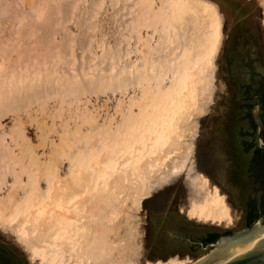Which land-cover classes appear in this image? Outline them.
Listing matches in <instances>:
<instances>
[{
  "label": "rangeland",
  "instance_id": "1",
  "mask_svg": "<svg viewBox=\"0 0 264 264\" xmlns=\"http://www.w3.org/2000/svg\"><path fill=\"white\" fill-rule=\"evenodd\" d=\"M137 1L0 0V198L9 193L18 203L32 194L41 198L52 181L80 194L69 222L51 226L47 215L27 224L31 245L43 246L57 232L68 238L78 232L81 241L88 227L91 264L170 259L191 264L211 248L193 241L245 228L247 201L264 195L258 175L249 173L252 152L245 151L253 132L248 85L251 75L264 76V0H206L220 16L221 38L212 65L201 74L188 136L168 150L177 152L167 162L172 172L159 169L151 177L142 169L136 180L119 166L106 190L82 193L85 182L76 180L86 179L91 169L85 164L98 149L103 158L119 146L121 164L131 155L120 143L124 135L115 132L131 108L138 112L132 103L142 94L143 78H152L146 61L169 58L206 30L205 17L188 15L169 44L159 24L154 30V21L140 28ZM159 5L154 0L156 9ZM202 175L224 195L230 223L188 216L192 202L203 197ZM18 227L0 220L7 259L40 264L19 240ZM106 244L114 251L108 259L100 255Z\"/></svg>",
  "mask_w": 264,
  "mask_h": 264
},
{
  "label": "bare ground",
  "instance_id": "2",
  "mask_svg": "<svg viewBox=\"0 0 264 264\" xmlns=\"http://www.w3.org/2000/svg\"><path fill=\"white\" fill-rule=\"evenodd\" d=\"M137 2L140 5L139 15L142 18L141 20L140 17H137L140 28L141 26H149L154 21V30L156 25L159 24L162 28L161 31L166 35L165 41H168L169 44L173 42L171 35L176 34L178 26L182 24L188 15L196 16L197 18L201 17L202 19L205 17L207 21L206 30L197 39L189 40L180 50H176V52L173 50L174 52L169 58H165L160 62L156 60L146 61L145 65H150L149 69L152 72V78H147L148 75L143 78L142 81L145 84L143 85L144 87L142 86V94L137 101L132 100V104L137 106L138 112L131 111V108L128 116L122 122V127H118L115 132L118 137L119 135H124L125 139L122 137L124 142L121 141L120 143L126 144L127 152L131 155L121 164L120 161H117L119 158L117 156L119 146H116V152L112 151L111 155L108 154L103 158H99V149L98 151L95 150L96 152L92 154L88 163L85 164L86 168L91 169L84 174L86 179L80 178L76 180L77 182H85L82 187V193H95L106 190L108 182L111 181L110 177H113V174L115 175L119 166H121L120 171L131 170V174L136 180L142 177V169L147 170V173H152V175L149 174L151 177L155 176L159 169H162L163 172L164 170L172 172V168H169L170 165L168 164L173 161L177 152L170 153L168 150L174 143L185 141L186 136H188L185 135V131L193 121L194 112L198 110V85L201 83V74L212 65L213 58L218 50L221 38V20L212 3L206 0H160V5L156 9L154 0H138ZM195 40L197 44L193 45L192 41ZM168 73L171 74V77L167 80L169 84H165ZM159 159L163 160L162 164L164 166H161L162 168H160V161L157 162ZM127 179L126 177V181ZM138 185H140V182H137L135 186ZM55 188L52 181L44 197L40 196L41 198H38L32 194L19 203L15 201L18 199L14 200L15 194L14 197L9 193L7 197L0 198V220L9 226L15 224L19 226L17 230L19 231V240L22 243L24 242L25 249L27 248L29 251L32 260H36L40 264H69V262H73V264H91L86 251L90 246L87 244V239L91 236L88 227H85L86 235L81 241L77 240L78 232L73 238H68L66 235L57 232L53 239H50L49 243H44L43 246H40V244L39 246L31 245L29 242L26 229L28 223L46 218L48 215L51 226L54 222L63 225L69 222V213L78 208L75 204L78 201L79 193L69 192L68 188L61 186ZM199 189L204 192L203 197L200 201L192 202L187 211L188 216L204 221H217L219 223L225 221L230 223L232 221L230 208L218 187L211 185L208 178L202 175ZM7 210L9 215H6ZM260 236L257 234L254 240L245 245V247L248 248ZM40 240L42 242V239ZM63 246H67V252ZM107 246L108 244H106L100 255H105L104 257L108 259V256L114 251ZM66 253L69 259H66ZM176 263H179L178 259L146 262L143 264Z\"/></svg>",
  "mask_w": 264,
  "mask_h": 264
},
{
  "label": "water",
  "instance_id": "3",
  "mask_svg": "<svg viewBox=\"0 0 264 264\" xmlns=\"http://www.w3.org/2000/svg\"><path fill=\"white\" fill-rule=\"evenodd\" d=\"M260 103L256 106L253 113V120L256 128L253 133V144L255 148L264 151V142L260 137L263 129L262 121L259 117L261 112ZM256 241L248 248V245L254 240ZM263 234V235H262ZM211 247L208 252L202 255L191 264H264V221L262 217H258L255 222L239 231L217 237L203 249Z\"/></svg>",
  "mask_w": 264,
  "mask_h": 264
},
{
  "label": "flooded vegetation",
  "instance_id": "4",
  "mask_svg": "<svg viewBox=\"0 0 264 264\" xmlns=\"http://www.w3.org/2000/svg\"><path fill=\"white\" fill-rule=\"evenodd\" d=\"M249 71L251 74H253V72H254L252 69ZM250 82H251V84L248 85L249 89L247 91L249 98H251V100H253V102L251 101L250 104L253 103V108L255 106H257L258 103L261 104L260 105L261 112L259 113V117L262 121L263 129L261 131L260 137L264 142V76L260 75L257 78H253V76L251 75ZM253 108L247 110V114L251 118V123H252V127H253V132L251 134V140L249 143H247L249 145L247 151L251 150V152H252V156L250 158V163H249V165H250V172L249 173H250V175H252V174L257 175L256 170H254V168H255L254 166H258L259 164L261 165V163H263L264 151L255 148V146L253 144V133H254V130L256 128V125H253V124H255V122L253 120ZM261 185L264 186V184H261ZM213 234H215V233L210 232L207 235H203L200 237V240L193 241V243L198 244L200 246H203V245L205 246L211 242H214L216 238H214V239L209 238V237L213 236Z\"/></svg>",
  "mask_w": 264,
  "mask_h": 264
},
{
  "label": "trees",
  "instance_id": "5",
  "mask_svg": "<svg viewBox=\"0 0 264 264\" xmlns=\"http://www.w3.org/2000/svg\"><path fill=\"white\" fill-rule=\"evenodd\" d=\"M253 108V103L247 105V110ZM255 125V124H253ZM249 145H245V151L248 150ZM254 170H256V174L258 175V179L261 184H264V161L258 166H254ZM259 169V170H258ZM239 170L242 171V166H239ZM246 171V170H245ZM247 171L244 172L246 175ZM245 220L246 227L250 226L253 222L257 220L258 217H262L264 220V195L258 200L255 197H250L245 206ZM229 233V232H227ZM219 236L218 233L213 234V236L209 237L214 239ZM215 239V240H216ZM6 251L3 247H0V264H10V261L7 259Z\"/></svg>",
  "mask_w": 264,
  "mask_h": 264
}]
</instances>
